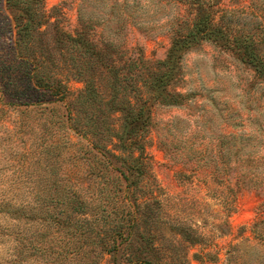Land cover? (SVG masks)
<instances>
[{
    "label": "rangeland",
    "instance_id": "rangeland-1",
    "mask_svg": "<svg viewBox=\"0 0 264 264\" xmlns=\"http://www.w3.org/2000/svg\"><path fill=\"white\" fill-rule=\"evenodd\" d=\"M20 1L0 0V264H264V0ZM195 22L215 31L176 53L179 103L154 101ZM115 88L148 100L130 149L88 128L122 133Z\"/></svg>",
    "mask_w": 264,
    "mask_h": 264
},
{
    "label": "trees",
    "instance_id": "trees-1",
    "mask_svg": "<svg viewBox=\"0 0 264 264\" xmlns=\"http://www.w3.org/2000/svg\"><path fill=\"white\" fill-rule=\"evenodd\" d=\"M31 1H35V0H21V3H29ZM7 3L9 5H15V3L12 2V0H7ZM18 5V3L16 4ZM30 29V24L27 23V25H23L21 28H19V35L22 36V30H26L29 31ZM215 31L211 29V25L205 23V22H195L194 26H192L191 28V32L190 34L184 38L183 40H175L173 43V46L168 54V58L164 61H156L157 66H159V68L161 69V74H153L152 75V83L149 85L145 86V89H148L151 94L153 95L154 101L155 100H159L158 97L165 101L166 104L168 105H176L177 103H179V97H181L180 95H176L171 93L170 91H168V86L170 83L173 82L175 74H176V69H177V64H176V60L179 58V56H176V53L178 51H181L183 48H188L191 44L196 43L197 42V36L200 34H207V31ZM212 32V34H213ZM26 34V32H25ZM28 34V33H27ZM209 36V35H208ZM188 37H194L193 40H188ZM74 42L77 43H84V45L86 46V44L88 45V47L90 49H92L90 47V45L86 42H84V40H82L81 38H73L72 39ZM141 62H143V58L140 59ZM101 62H105V60H103V58H101ZM106 64V62H105ZM132 64H130L131 66ZM134 65H136L134 63ZM108 66V65H107ZM108 68V67H107ZM114 73L113 75L116 76L118 70L115 68L111 69ZM117 71V72H116ZM147 82V81H146ZM41 87L43 86L45 88V92H47L48 94H52L54 96L59 95V90L54 91L52 90V88L50 87V85L46 84V83H40ZM113 87V86H112ZM114 87H116L114 85ZM127 89V88H126ZM122 89H118L115 88V97L111 103V108L112 111L114 112H123L126 115H130L127 116L125 119V123L123 122L122 124V133L117 132L114 128L113 125L111 123L108 122V120L105 121H101V118H91L89 119L90 121H88L90 131L93 132L96 135H102L103 137L105 135L111 136L112 139H116L119 142V146L121 148H128V141L129 143H131L130 148L132 147V145H136L135 142L137 141V136L139 135V133L143 132L145 130V128L147 127L148 121H149V106L147 104V99L142 101V103L135 107V105H133L131 103V101H127L123 104H120L119 102L116 101V98H118L119 93ZM154 92L157 93V96L154 94ZM97 97H99V94L97 93L96 89H94L91 86V83L88 81H86V88L85 90L79 94L78 96V100L80 102V105H93V104H100L101 100H96ZM100 98V97H99ZM69 111L71 112V110L69 109ZM69 112V113H70ZM100 113L103 115V111H100ZM125 118V117H124ZM73 120V115L71 114L68 118V123H69V129L76 133L78 131V129L76 127H74V124L72 123ZM71 121V122H70ZM72 123V124H70ZM87 127V123L85 125ZM79 136H81L79 133H76ZM82 137H85V135H83ZM95 149H100L99 147H94ZM105 147H103L102 149H104ZM128 148V149H130ZM56 186L55 188L57 189V187L59 185H53ZM75 188L71 187L70 189H67L69 191H73ZM75 196V194H73ZM71 202H76V200H71ZM80 208H84V204H80L79 205ZM20 209V208H19ZM70 215V214H68ZM47 220H50V223L52 225L55 226H66L67 224L69 225V227L73 228V223L70 219V216L67 217H60V215H49V217H47ZM131 227L134 226L133 221L131 220ZM75 227V224H74Z\"/></svg>",
    "mask_w": 264,
    "mask_h": 264
}]
</instances>
